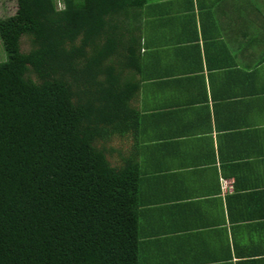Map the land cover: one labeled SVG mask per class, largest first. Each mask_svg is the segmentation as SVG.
<instances>
[{"label":"trees","instance_id":"trees-1","mask_svg":"<svg viewBox=\"0 0 264 264\" xmlns=\"http://www.w3.org/2000/svg\"><path fill=\"white\" fill-rule=\"evenodd\" d=\"M15 1L0 15V264H137L138 165L98 140L136 128L127 20L145 0Z\"/></svg>","mask_w":264,"mask_h":264},{"label":"crops","instance_id":"crops-1","mask_svg":"<svg viewBox=\"0 0 264 264\" xmlns=\"http://www.w3.org/2000/svg\"><path fill=\"white\" fill-rule=\"evenodd\" d=\"M127 21L137 264H264V0H145Z\"/></svg>","mask_w":264,"mask_h":264},{"label":"rangeland","instance_id":"rangeland-1","mask_svg":"<svg viewBox=\"0 0 264 264\" xmlns=\"http://www.w3.org/2000/svg\"><path fill=\"white\" fill-rule=\"evenodd\" d=\"M61 3H62V1L60 2V4ZM60 4H58V5H60ZM15 8H16V1L15 0H0V15L12 13V12H14ZM21 45H22V49L23 50H28V49L31 48L32 43H31L30 38L28 37V35H24L22 37ZM1 58L6 59L7 58V53H6V51H5V49H4L3 45H2V41L0 39V59ZM123 140H124L123 138L115 135L111 139H109L108 141H100V140H98V143H99V145L108 144L109 146L112 144L113 150L116 151L117 156L120 157V159H121V157H123V159L121 161H124V158H126L127 154H122L123 149H124L122 147ZM110 158L113 161L114 160V155H113V157H110Z\"/></svg>","mask_w":264,"mask_h":264},{"label":"built area","instance_id":"built-area-1","mask_svg":"<svg viewBox=\"0 0 264 264\" xmlns=\"http://www.w3.org/2000/svg\"><path fill=\"white\" fill-rule=\"evenodd\" d=\"M58 4H60L59 0H58ZM62 4V3H61ZM60 4V5H61ZM59 5V6H60ZM232 187H234V184H233V179L231 178H223L222 179V186H221V189L223 191H226L228 189H232Z\"/></svg>","mask_w":264,"mask_h":264}]
</instances>
